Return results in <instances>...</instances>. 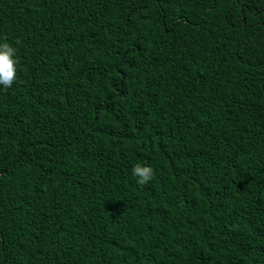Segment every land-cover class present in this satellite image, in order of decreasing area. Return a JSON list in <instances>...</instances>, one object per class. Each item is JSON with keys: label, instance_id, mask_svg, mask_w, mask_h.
<instances>
[{"label": "trees", "instance_id": "obj_1", "mask_svg": "<svg viewBox=\"0 0 264 264\" xmlns=\"http://www.w3.org/2000/svg\"><path fill=\"white\" fill-rule=\"evenodd\" d=\"M5 42L0 264H264V0H0Z\"/></svg>", "mask_w": 264, "mask_h": 264}, {"label": "clouds", "instance_id": "obj_2", "mask_svg": "<svg viewBox=\"0 0 264 264\" xmlns=\"http://www.w3.org/2000/svg\"><path fill=\"white\" fill-rule=\"evenodd\" d=\"M17 44L19 41L16 42ZM17 49L11 44L0 43V86L4 89L11 88L17 78L16 58ZM132 174L137 177V183L140 186L146 185L154 178V170L149 166L137 164L132 169Z\"/></svg>", "mask_w": 264, "mask_h": 264}]
</instances>
